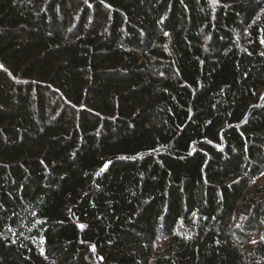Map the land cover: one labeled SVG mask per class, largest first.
<instances>
[{
    "label": "trees",
    "instance_id": "trees-1",
    "mask_svg": "<svg viewBox=\"0 0 264 264\" xmlns=\"http://www.w3.org/2000/svg\"><path fill=\"white\" fill-rule=\"evenodd\" d=\"M0 264H264V0H0Z\"/></svg>",
    "mask_w": 264,
    "mask_h": 264
},
{
    "label": "rangeland",
    "instance_id": "rangeland-1",
    "mask_svg": "<svg viewBox=\"0 0 264 264\" xmlns=\"http://www.w3.org/2000/svg\"><path fill=\"white\" fill-rule=\"evenodd\" d=\"M162 245H163V244H162V242H159V246H160L159 248H161V247H162Z\"/></svg>",
    "mask_w": 264,
    "mask_h": 264
},
{
    "label": "snow or ice",
    "instance_id": "snow-or-ice-1",
    "mask_svg": "<svg viewBox=\"0 0 264 264\" xmlns=\"http://www.w3.org/2000/svg\"><path fill=\"white\" fill-rule=\"evenodd\" d=\"M80 227H84L83 225H81Z\"/></svg>",
    "mask_w": 264,
    "mask_h": 264
}]
</instances>
